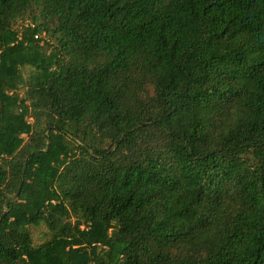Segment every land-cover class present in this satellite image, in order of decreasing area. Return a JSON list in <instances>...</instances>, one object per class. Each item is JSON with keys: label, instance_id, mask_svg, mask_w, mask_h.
Listing matches in <instances>:
<instances>
[{"label": "trees", "instance_id": "16d2710c", "mask_svg": "<svg viewBox=\"0 0 264 264\" xmlns=\"http://www.w3.org/2000/svg\"><path fill=\"white\" fill-rule=\"evenodd\" d=\"M0 264H264V0H0Z\"/></svg>", "mask_w": 264, "mask_h": 264}, {"label": "rangeland", "instance_id": "374dc122", "mask_svg": "<svg viewBox=\"0 0 264 264\" xmlns=\"http://www.w3.org/2000/svg\"><path fill=\"white\" fill-rule=\"evenodd\" d=\"M34 234H36V232H34ZM37 236H39V235H37Z\"/></svg>", "mask_w": 264, "mask_h": 264}]
</instances>
